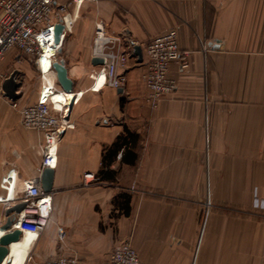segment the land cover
Masks as SVG:
<instances>
[{"label": "crops", "instance_id": "0c3cea01", "mask_svg": "<svg viewBox=\"0 0 264 264\" xmlns=\"http://www.w3.org/2000/svg\"><path fill=\"white\" fill-rule=\"evenodd\" d=\"M97 20L142 52L150 39L176 29L190 60L185 70L170 64L177 91L152 108L134 52L121 93L102 86L103 77L96 82ZM60 21L55 59L65 63L72 94L57 82L48 56L40 67L12 49L0 65L19 71L21 106L40 97L57 107L74 99L73 127L63 130L48 166L51 219L29 250L34 262L24 264L63 257L102 264L127 239L145 264H264V208L254 206L264 203V0H88L70 5ZM2 83L0 228L6 207L40 182L44 158L43 133L21 124ZM125 128L136 137L125 158L121 149L104 163ZM86 172L101 181L85 184ZM126 192L129 216L120 207Z\"/></svg>", "mask_w": 264, "mask_h": 264}, {"label": "built area", "instance_id": "2783aa9c", "mask_svg": "<svg viewBox=\"0 0 264 264\" xmlns=\"http://www.w3.org/2000/svg\"><path fill=\"white\" fill-rule=\"evenodd\" d=\"M88 0H71L62 3L61 0H0V65L6 54L16 49L24 58L33 59L35 63L45 56L46 50L54 49L50 55L51 63L59 45L55 42V27L60 18L68 13L70 5L81 6ZM134 49L124 45L121 37L110 35L102 20H97L94 26L92 42V57L102 58L104 63L97 65L96 82L103 77L102 86L107 84L113 88H124L126 85L124 73L130 68L129 59ZM53 58V60H52ZM176 63L180 69L190 67L189 53L180 48L176 29L153 37L143 47L142 81L146 87V101L152 107H157L164 97L174 94L178 82L169 74L170 64ZM40 66V64H39ZM119 67L123 70L119 72ZM10 74L1 70L0 80ZM12 106L19 111L21 124L27 129L38 130L44 137V158L42 168L52 166L57 160V143L63 130L72 128L69 121V105L57 107L51 99L40 97L31 105L21 106L18 100H12ZM84 183L100 182L101 178L92 172L83 175ZM18 200H26L23 224L44 231L51 219L52 195L44 192L41 182L27 185ZM254 206L264 208V203L256 199ZM7 208V207H6ZM23 231V227L17 226ZM63 230H58V237L63 239ZM27 262H34L29 254ZM36 264H86L77 257L44 260ZM102 264H145L130 239L117 243Z\"/></svg>", "mask_w": 264, "mask_h": 264}, {"label": "water", "instance_id": "95a60500", "mask_svg": "<svg viewBox=\"0 0 264 264\" xmlns=\"http://www.w3.org/2000/svg\"><path fill=\"white\" fill-rule=\"evenodd\" d=\"M62 32H63V21L56 24L55 27V42L56 44H60L62 39ZM134 54L137 56L138 62L143 61V52L142 47L140 45L134 46ZM104 63L102 58L93 57L92 64L102 65ZM51 71L56 74L57 82L62 87L65 94H72L73 93V81L68 76V70L65 66L63 60H54L51 63ZM19 71L14 70L7 78L4 79L2 83V89L5 95L12 100L17 99V89H18V82H17V75ZM123 91L122 88L118 89V92L121 93ZM74 99H69V115L73 105ZM53 180H54V169L51 167L43 168L41 173L40 182L44 192H51L53 187ZM27 206L26 200H18L14 202L12 205H9L5 209V215L7 217L6 222L1 226L0 229L3 230V233L0 235V264H8L10 262L9 252L11 245L14 242H17L22 234L23 231L17 227V220L19 214L24 210Z\"/></svg>", "mask_w": 264, "mask_h": 264}, {"label": "bare ground", "instance_id": "6f19581e", "mask_svg": "<svg viewBox=\"0 0 264 264\" xmlns=\"http://www.w3.org/2000/svg\"><path fill=\"white\" fill-rule=\"evenodd\" d=\"M53 51H54V49L46 50V54L42 59H47L48 57H50V55H52ZM39 64H40V62H39ZM50 65H51V63H50ZM102 83H103V81H102ZM2 200H6V199H2ZM23 217H24V212H21L19 214L17 224L20 227H23V234L17 242H14L11 245L10 252H9V257H10L9 263L10 264H24L25 260L27 259V256L29 255V250H30L34 240L36 239V237L40 233V230L35 228V227L25 226L23 224ZM0 232H3V231L1 230ZM4 264H6V262H4Z\"/></svg>", "mask_w": 264, "mask_h": 264}, {"label": "trees", "instance_id": "16d2710c", "mask_svg": "<svg viewBox=\"0 0 264 264\" xmlns=\"http://www.w3.org/2000/svg\"><path fill=\"white\" fill-rule=\"evenodd\" d=\"M136 139L135 134H133L128 128H125V135L120 137L115 143L114 146L104 155V163L112 159L114 155H116L118 150H123L122 159L125 158V151L129 144L133 143ZM120 207L122 213L126 216L130 215L131 207V195L129 193H123L120 195ZM117 201V198H116Z\"/></svg>", "mask_w": 264, "mask_h": 264}, {"label": "rangeland", "instance_id": "374dc122", "mask_svg": "<svg viewBox=\"0 0 264 264\" xmlns=\"http://www.w3.org/2000/svg\"><path fill=\"white\" fill-rule=\"evenodd\" d=\"M16 70H17V69H16ZM210 206H212V204H210L209 201L206 202V208L209 209Z\"/></svg>", "mask_w": 264, "mask_h": 264}]
</instances>
